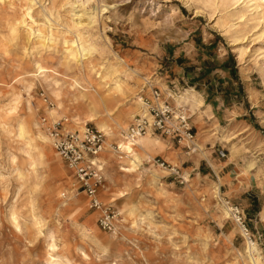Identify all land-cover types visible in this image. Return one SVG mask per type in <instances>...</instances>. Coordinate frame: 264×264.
<instances>
[{
	"label": "rangeland",
	"instance_id": "rangeland-1",
	"mask_svg": "<svg viewBox=\"0 0 264 264\" xmlns=\"http://www.w3.org/2000/svg\"><path fill=\"white\" fill-rule=\"evenodd\" d=\"M215 2L217 7L211 8L203 0H73L78 7L74 13L82 16L72 20V14L66 12L68 6L55 10L50 17L47 11L51 0H37L35 19L40 26L46 24L41 27L44 30L50 26L48 21L59 32L63 30L59 23L86 24L90 15L97 17L89 40L98 51L86 64L103 69L114 65L117 79L133 86L126 100L114 108V117L128 110L141 115L146 104L156 103L157 90L161 103L184 109L195 140L179 142L163 137L176 151L183 179L172 175L169 168L156 165L154 160L160 159L174 167L165 156H156L145 163L147 168L159 170L156 182L143 169L123 172L114 159L124 155L112 143V159L106 172H101L104 183L96 198L104 210L112 208L116 213V234L102 230L99 220L103 211L91 207V198L79 189L74 173L58 154L55 161L47 158L31 167L15 127L16 119L25 118L24 104L31 96L34 120L47 135L44 120L50 125L59 123L63 132L83 133L86 125L100 131L90 122L81 129H64L74 117L87 118L88 102L81 95L82 84L75 83L85 72L83 64L78 67L72 62L73 69L65 67L63 36L52 48H39V53L30 49L25 54L23 46L7 43L8 51L0 48V78L9 82V90L13 87L22 100L13 116L12 133L4 132L0 124V264H47L49 253L65 255L71 264H250L243 228L234 220L222 219L220 200L213 198V185L219 184L220 178L224 180L219 184L221 199L244 212L249 236L264 264V215L263 222L258 215L253 218L261 206L264 208V142L260 145L252 134L255 129L261 130L264 141V0L258 14L252 11L253 3ZM227 15L228 22L223 20ZM231 25L233 33L229 32ZM0 36H7V31L1 29ZM39 56L51 69V76L48 82L35 80L34 88L27 91L22 80L12 81L14 73L23 68L32 71L31 61ZM234 64L235 73L231 71ZM183 71L187 72L184 76ZM180 73L183 82L176 81L175 89L169 81H175ZM209 83L221 91L210 100L213 110L204 107L199 112L191 103L176 100L191 88L202 99ZM110 86L113 84L105 90ZM58 88L63 104L54 122L47 112L58 108V100L50 91ZM7 99L8 94H0V105H6ZM139 99L145 106L141 113ZM135 114L128 119L127 127L134 123ZM245 129L248 131L243 132ZM213 133L220 138L231 137L230 144L214 140ZM254 159V171L245 176V164ZM20 172L25 174L23 179ZM67 189L83 198V208L64 210ZM120 192L125 196H119ZM12 213L19 219L21 230L15 228ZM92 216L95 221L90 232L97 243L81 231ZM52 245L57 246L54 252Z\"/></svg>",
	"mask_w": 264,
	"mask_h": 264
},
{
	"label": "bare ground",
	"instance_id": "bare-ground-1",
	"mask_svg": "<svg viewBox=\"0 0 264 264\" xmlns=\"http://www.w3.org/2000/svg\"><path fill=\"white\" fill-rule=\"evenodd\" d=\"M203 1L206 6L211 8L214 6L217 7L215 0ZM231 1L235 4H238L240 1L246 2V6L253 3L251 5V7H253L252 11L258 14L262 0ZM51 2L52 6L48 9L47 16L53 17L55 10H59V8L63 9L66 6H68L66 12L68 14H72V20H75V17L80 18L82 16L74 13L78 7H75L73 0H51ZM36 5L37 0H0V30L4 29L7 31V36H0V48H7L5 51H8L9 45L7 43L15 42L17 46H23L24 53L28 54L30 49H32V51H38L39 48H52L56 41H58L59 36H63V50L67 61L65 67L73 69L72 62L78 67H81V64H83L85 72L81 77L75 79V83L78 86H81L82 84L83 93H81V95L84 99H87L88 102L86 120L74 117L71 125H65V131L81 129L82 126L88 122L96 123L98 129L106 138L102 153L96 159L97 165L102 173L106 172V166L112 159L109 154L112 143H116L118 150L121 151L122 155H124V158L119 157L118 160L114 159L123 172L135 173L138 170L143 169L147 176H149V179L156 182V180L159 179V170L153 169L154 167L147 168L145 163L152 161L156 156H165L167 158L168 154L171 155L169 158L170 163H172L174 167H177L176 151L172 149L170 146L171 143L168 139L151 134L139 137L138 139H131L128 137L127 132L129 127H127V121L131 116H133V114H135L133 110L122 112L118 116L114 117V108H116V105L120 102L126 100L129 93L132 92L133 86H129L126 82L119 78L117 79L115 75L118 73V68L114 65H110L108 69H103L98 68V65L91 63L89 65L86 64V61L89 60L90 56L98 51L96 45L90 44L89 40L93 25L97 23V17L95 15H90L88 17L89 22L86 24L81 21H73L65 24L59 23V26H62L63 28V30L59 32H55L52 29L51 22L48 21L50 26L44 30L41 27L46 26V24L40 26L35 19L34 7ZM81 7L85 9L84 6ZM10 11H12L11 13L14 12V14H11ZM47 16L44 17L47 19ZM229 19L230 17L227 15L223 20L228 22L230 21ZM35 26H39L37 30H35ZM234 31V25L229 26V32L233 33ZM37 36L39 37L38 40H34ZM32 37L33 39H31ZM50 42L51 44H49ZM31 64L33 65L32 68L34 69V74H31L33 69L31 71L23 68L19 72L14 73L15 75L12 79V81L16 79H18V81L22 80L25 90L27 91L34 88L35 80L41 78L44 82H48L47 80L51 76V69L46 68L43 65V59L41 56L34 57ZM52 71L55 72V70ZM11 75H13V73ZM20 77L21 79H19ZM111 84H113V87L111 88L110 86L108 90H105V87ZM8 86L9 82L0 78V94H4V96H7L8 94V103L4 106L0 105V124L2 125L4 132L10 135L12 133L10 126L14 122L13 116L18 109L22 96L17 93L13 87L9 90ZM50 91L52 96L58 100V108H49L47 115L48 118L55 122V118L59 117L60 108H62L63 103L61 101V91L59 88L51 89ZM176 100L178 102L187 101V103H191L192 109L198 108L199 112L204 107L202 99L192 90H186L183 94L178 95ZM138 101L139 102L137 103H140L139 109H141V113L145 106L143 107V103L140 99ZM24 108L26 110L25 118L19 120L16 119L15 127L17 128V138L24 142L23 152L28 156L27 162L30 163L31 167H33L37 162H43L47 158L55 161L56 152L53 149L51 138L34 120L31 96H29L26 100ZM135 116L136 114L133 118H135ZM247 131L248 130L245 129L243 132ZM252 134H254L253 138L255 141H258L260 145L263 144L264 141L261 139V135L259 133L252 132ZM213 139L216 141L222 140L223 142L230 144L231 137L227 136L220 138L217 133H213ZM199 148L201 150L200 146ZM32 152H35V155H33ZM256 164L255 159L250 160L245 164L244 172L242 173L245 176H248L252 171H254ZM258 173H261V171L258 170ZM24 175L25 174L20 172L19 178L23 179L25 177ZM0 178L3 179V176L0 175ZM223 182L224 180L220 178L219 184H222ZM219 184L216 183L213 185V198L220 200V203L218 201L220 217L224 220L235 221L233 208L229 206L228 203H224L221 199ZM162 190L165 191L163 186ZM67 192L69 195L67 199L62 202L64 210H80L84 207L85 202L83 198H78L74 191H71L70 189H67ZM119 196L124 197V192H120ZM11 218L15 228L17 230H21L20 221L15 213H12ZM34 221L36 224L39 223L37 218H34ZM94 221L95 216L90 217L81 227V231L85 237H88L94 243H97V237L92 236L90 232L93 229ZM241 231L242 236L246 240L247 261L250 264H263L261 258L259 257L260 255L258 254L257 245L251 240L249 234H247L243 229H241ZM56 249V245L51 246L52 252L56 251ZM47 264L71 263L65 255H55L54 253H49Z\"/></svg>",
	"mask_w": 264,
	"mask_h": 264
},
{
	"label": "built area",
	"instance_id": "built-area-1",
	"mask_svg": "<svg viewBox=\"0 0 264 264\" xmlns=\"http://www.w3.org/2000/svg\"><path fill=\"white\" fill-rule=\"evenodd\" d=\"M154 99L156 103L152 106L146 104L147 108L143 110L141 115L136 116L134 123L128 129V137L138 139L151 134L166 138L172 137L178 139L179 142L185 140L193 143L195 134H193L189 117L184 109H173L169 103H161V93L157 90L154 93ZM43 125L49 133L56 153L67 168L74 173L79 189L91 198V207L103 211V215L99 220L101 229L115 233L116 213L112 211V208L104 210L102 204L96 198L104 183V177L96 164V158L103 148L104 134L90 125L84 127L83 133L63 132L59 123L50 125L46 120L43 121ZM154 162L162 168H169L168 171L172 175L183 179L180 176L178 167L166 166V163L160 159H155ZM233 215L236 223L249 234L244 212L235 207L233 208Z\"/></svg>",
	"mask_w": 264,
	"mask_h": 264
},
{
	"label": "crops",
	"instance_id": "crops-1",
	"mask_svg": "<svg viewBox=\"0 0 264 264\" xmlns=\"http://www.w3.org/2000/svg\"><path fill=\"white\" fill-rule=\"evenodd\" d=\"M235 67H236V65L234 64L233 65V68L231 69V71H233L234 73L236 72ZM207 70H208V72L212 71V69H210V68H207ZM186 74H187V72L186 71H183V76L186 75ZM168 77H170V76H168ZM176 81H178V83H182L183 82V79L181 77V73L179 74V76L177 77V79L175 81H172V80L169 81L170 84H173V86H174L175 89L177 88V84L175 83ZM191 90L192 91H195L194 88H191ZM220 93H221V91L214 89L213 83H209V87H207L206 92H204L203 96H201L202 99L204 100L203 101L204 102L203 103L204 104L203 106L206 107V108H208V109L205 108L206 110H209V109L213 110V104L210 103V102H213V101H210V100H211V98L215 97L217 94H220ZM204 107H203V109H204ZM245 124H246V127L247 128L248 127L252 128V126L251 125L249 126V124L247 122H245ZM255 132L256 133H260V134L263 133L261 130H258V129H255ZM170 156L171 155L168 154L167 155V158L169 159ZM262 208H263V206H261V208H259L258 211L256 213H254V215H253V218L260 216L259 217L260 218V222H263V219L261 217L262 214H263ZM255 215H258V216H255Z\"/></svg>",
	"mask_w": 264,
	"mask_h": 264
}]
</instances>
